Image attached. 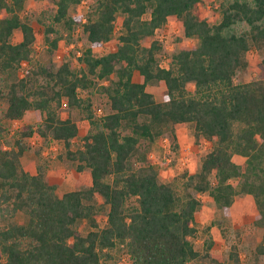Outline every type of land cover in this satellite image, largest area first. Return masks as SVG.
I'll return each mask as SVG.
<instances>
[{
  "label": "trees",
  "instance_id": "16d2710c",
  "mask_svg": "<svg viewBox=\"0 0 264 264\" xmlns=\"http://www.w3.org/2000/svg\"><path fill=\"white\" fill-rule=\"evenodd\" d=\"M53 1L51 23L60 28L46 23L44 38L55 48L80 27L87 44L77 56L79 65L74 69L71 58L63 57L57 64L35 63L17 75L21 62L31 57L34 30L19 13L24 0H0V264H102L118 249L126 255L123 264H190L202 257L205 264H226L209 251L210 236L201 249L190 237L196 234L199 205L193 191H207L226 211L235 193L231 177H239V189L253 197V222L261 227L255 253L264 259V52L256 78L233 80L247 65L246 51L264 47V0H219L220 16L212 23L193 11L199 0H87L84 19L69 12L80 0ZM117 13L115 47L95 53L94 47L113 33ZM169 15L180 21L184 36L197 42L172 51L162 65L161 42L151 36ZM15 29L20 38L11 41ZM146 37L151 39L142 43ZM135 72L141 80L133 78ZM101 79H108L100 89L110 110L95 117L90 97L78 90ZM147 83L163 84L160 99L145 88ZM63 97L89 122L77 147L71 146L76 121L57 111ZM29 109L36 121L16 127L5 146L1 138L7 122ZM176 124H189L195 143L212 142L195 171L173 177L181 180V191L173 179H158L140 146L168 130L169 146L175 149ZM51 140L62 144L58 156L78 171L88 169L86 186L56 192L42 155ZM29 147L37 156L33 172L20 160ZM233 154L243 156V164ZM97 196L107 205L101 226ZM18 212L20 220L14 218ZM82 219L89 226L85 233L76 226ZM227 258L239 263L235 243L229 244Z\"/></svg>",
  "mask_w": 264,
  "mask_h": 264
},
{
  "label": "rangeland",
  "instance_id": "374dc122",
  "mask_svg": "<svg viewBox=\"0 0 264 264\" xmlns=\"http://www.w3.org/2000/svg\"><path fill=\"white\" fill-rule=\"evenodd\" d=\"M54 8L55 4L53 0H24L19 13L31 23L35 39L32 43L31 57L21 62L16 70L17 75H23L35 63L51 61L57 64L63 57H70L72 67L74 69L78 67L79 60L77 56L87 44L85 35L80 27H76L73 30L70 41L63 38L59 39L55 48H49L44 38V25L51 23L50 14ZM87 9L88 1L80 0L70 5L69 12L79 13L82 19H84ZM193 11L199 17H203L212 23L220 16L219 0H199L193 7ZM144 15L147 16L148 13ZM120 19L121 14L117 13L113 33L108 40L94 47L95 53L105 52L115 47ZM51 24L56 29L60 28L57 23L52 22ZM48 35L52 36L54 32H49ZM151 37L157 38L161 42L162 50L158 55V61L162 65H167L172 51L182 47H189L197 42L196 37L184 36L182 34L181 23L174 15H169L165 23L157 28ZM151 37L143 38L142 43L147 44ZM19 38L20 31L19 29H15L10 40L16 41ZM263 52L264 47L259 49L250 47L245 53L247 65L235 72L233 80L239 82L256 78L258 72L257 62ZM109 78L114 79L115 74L112 73ZM133 78L138 79L140 76L135 72ZM108 79H101L92 87L78 90L80 96L90 97L91 109L95 117L110 110L107 96L100 89V85L107 83ZM145 88L151 91L156 99H160L164 92L163 84L147 83ZM188 88L191 89L192 85L188 84ZM57 111L60 116H69L78 124V133L73 139L71 146H80L83 135L89 128V122L83 116V112L76 107L67 106L64 97ZM35 121L36 116L31 109L26 110L21 118L9 120L7 122V132L1 138L2 143L8 146L12 139L13 130L16 127L22 123H34ZM165 136L166 139H163ZM179 140L180 143H178L175 149L167 145L169 143V131L167 130L163 135L157 137L154 142L140 145L143 155L157 168V176L161 181L172 180L176 174L184 169L188 171L196 170L199 166L201 155L212 145V142L208 140L195 143L189 124H182ZM29 141L32 146L35 138L30 136ZM61 150L62 144L55 140L49 141L48 145L42 149L43 159L46 161L47 174L57 182L56 192L58 194L67 189L86 186L89 183L88 169L76 170L72 162L58 156ZM232 156L234 160L243 164V156H235V154ZM20 158L24 169L28 171L34 170L37 156L32 151V147L25 149ZM239 179V177H231L229 179L235 189V193L226 211H223L214 202L207 191H193V194L199 199V205L194 213V224L197 228L196 234L190 238L194 246L197 249H201L203 247V239L210 236L212 239L210 247L211 253L226 261V264H232L231 260L227 258V250L230 243H235L237 246L240 258L239 264H264L262 256L255 253V245L261 240V227L253 222L256 206L252 195L239 189ZM173 183L178 191L182 190L181 180L179 178L173 179ZM96 200V221L101 226L105 223L107 205L99 196L96 197ZM133 200V198L130 199L132 202ZM14 218L20 220L22 219V214L18 212ZM76 226L81 233H85L89 228L84 219L80 220ZM112 252L113 257L110 260L104 261L102 264H123L126 261V255L120 249L113 250ZM206 259V257L195 258L189 260V263L205 264Z\"/></svg>",
  "mask_w": 264,
  "mask_h": 264
},
{
  "label": "crops",
  "instance_id": "0c3cea01",
  "mask_svg": "<svg viewBox=\"0 0 264 264\" xmlns=\"http://www.w3.org/2000/svg\"><path fill=\"white\" fill-rule=\"evenodd\" d=\"M111 50V49H110ZM134 75V74H133ZM140 76V75H139ZM135 80H141V77L140 78H138V79H135ZM26 112V111H25ZM24 112V113H25ZM19 119V118H18ZM78 125V124H77ZM181 128H182V124H176L175 126H174V133H175V136H176V144L178 145V143H180V140H179V133L181 132ZM163 135V134H162ZM161 136V135H160ZM157 137H159V136H157ZM157 137H155L150 143H152V142H154V140L157 138ZM163 139H166V136L165 137H163ZM167 145H169V143H167ZM23 154V153H22ZM235 156H239L238 154H235ZM232 159H233V156H232ZM20 160H21V158H20ZM234 160V159H233ZM234 161H236V160H234ZM183 162V161H182ZM237 162V161H236ZM24 168V167H23ZM157 169V168H156ZM184 170H186V169H184ZM34 171V170H33ZM33 171H29V172H33ZM187 172H193V171H195V170H193V171H188V170H186ZM157 173H158V171H157ZM229 207V206H228ZM228 209V208H227ZM255 215H256V213L254 214V217H255ZM254 217H253V219H254ZM209 251H210V248H209ZM211 252V251H210ZM213 254V253H212ZM239 255V254H238ZM239 261H240V258H239ZM239 264V263H238Z\"/></svg>",
  "mask_w": 264,
  "mask_h": 264
}]
</instances>
